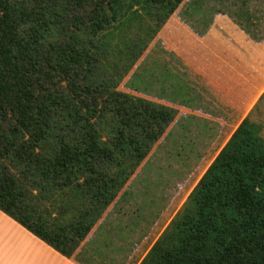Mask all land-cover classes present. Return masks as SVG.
I'll return each mask as SVG.
<instances>
[{
	"label": "trees",
	"instance_id": "trees-1",
	"mask_svg": "<svg viewBox=\"0 0 264 264\" xmlns=\"http://www.w3.org/2000/svg\"><path fill=\"white\" fill-rule=\"evenodd\" d=\"M183 1L0 0V210L65 256L175 118L118 85L146 17ZM140 264H264L260 124L243 119Z\"/></svg>",
	"mask_w": 264,
	"mask_h": 264
},
{
	"label": "crops",
	"instance_id": "crops-1",
	"mask_svg": "<svg viewBox=\"0 0 264 264\" xmlns=\"http://www.w3.org/2000/svg\"><path fill=\"white\" fill-rule=\"evenodd\" d=\"M233 2V12L212 11L205 28L195 24L205 22L204 15L211 9L189 5L178 10L179 6L162 28L165 49L198 80L201 95L191 96L192 103H187V97L179 102L182 108L171 100L164 105L176 109L174 120L181 119L185 129V142H180L184 149H178L177 155L190 160L193 154L191 166L204 170L203 174L246 117L260 124L264 138V124L258 121L264 111V0ZM180 91L190 93L185 87ZM192 123L210 132L197 138L195 127V144L191 143ZM150 157L149 153L70 257L0 210V264H140L181 208L157 235L126 208L125 187Z\"/></svg>",
	"mask_w": 264,
	"mask_h": 264
},
{
	"label": "rangeland",
	"instance_id": "rangeland-1",
	"mask_svg": "<svg viewBox=\"0 0 264 264\" xmlns=\"http://www.w3.org/2000/svg\"><path fill=\"white\" fill-rule=\"evenodd\" d=\"M233 3V0H184L178 10H183L185 6L189 5L201 6L206 11L211 9L210 12L204 15L205 22L195 24V27L205 28L213 17L212 11L226 10L233 12ZM145 20L148 21L144 28L145 31H138L133 35L136 40L139 38L137 40L138 45L133 52L138 57L125 73L118 89L146 97L161 104H165L168 100L176 101V107L182 108L179 106L180 101L182 103L188 97L187 103H192V97L201 95L198 80L185 70L175 55L170 54L165 49L162 41V28L165 22L158 28L156 17L147 16ZM110 57L114 58L112 55ZM121 72H125V67L122 68ZM131 81L146 90L147 93L132 90L130 87ZM183 87L189 90L190 93L179 92V88ZM258 121L264 124V111L261 112ZM195 127L199 129V132H196L197 138L199 136L203 137L204 134L206 136L210 134L209 130L205 129L206 132L203 130L201 124L192 123L193 131L190 134L192 137L191 143L194 144L197 143V141H194ZM185 135L181 119H175L167 128L166 137H160L153 145L149 161L142 167L141 171L140 169L137 171L138 175L135 176L133 183L129 181L125 187L128 195L126 208L131 213L139 215L140 223H147L149 229L153 227L156 235L162 231L174 213L182 206L187 193L203 175L204 170H198L195 165L191 166L194 159L193 154H189L190 160L187 157L177 155L178 149H184L180 142H185ZM200 160L199 157L195 161ZM189 161L190 163L186 166ZM141 179L145 180L147 184L142 183ZM54 213L56 212L52 211L51 215L53 216Z\"/></svg>",
	"mask_w": 264,
	"mask_h": 264
}]
</instances>
